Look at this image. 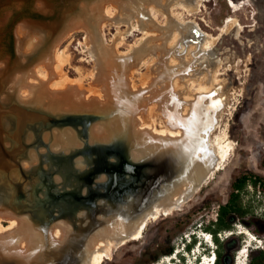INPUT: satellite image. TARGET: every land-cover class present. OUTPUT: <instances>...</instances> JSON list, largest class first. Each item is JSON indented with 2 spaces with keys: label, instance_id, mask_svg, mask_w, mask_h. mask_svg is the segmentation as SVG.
I'll return each mask as SVG.
<instances>
[{
  "label": "bare ground",
  "instance_id": "1",
  "mask_svg": "<svg viewBox=\"0 0 264 264\" xmlns=\"http://www.w3.org/2000/svg\"><path fill=\"white\" fill-rule=\"evenodd\" d=\"M120 1L83 2L77 11V16L68 23L67 30L56 41L52 59L39 62L30 72L23 71L26 83L20 86V98L30 100L37 96L42 104L59 112L71 108L79 111L84 108L102 109L103 117L90 130L91 143L109 144L116 138L129 136L130 140L133 139L130 146L131 157L136 161L146 159L149 150L154 149L158 152L165 147L166 152L172 154L168 156L167 164L163 167L164 174L169 171L174 172V177L153 192L151 198L141 196L133 201L128 199V196L126 202L116 208H106L111 212L102 213L97 220L98 226L89 233L87 231L90 230V224L87 228L82 227L77 230L71 224L60 221L53 227L51 225V229L49 228V232L45 234L33 227L28 219L0 208V264L7 262L10 264H100L104 257L110 255L114 247L142 238L150 221L171 214L178 202L193 195L217 171L223 169L231 155L230 147L226 146L219 136L213 137L214 130L221 127L224 108L229 104V96L216 79H213L211 85L206 84L207 79L212 78V74L221 75L220 68L224 66L222 59L212 56L209 49L211 47L215 49L222 37L234 29L239 27L237 32L242 31L241 25H238L236 19L229 18L217 36L213 37L204 32V42L201 41L196 45L197 47L183 44L181 50H176L180 44V35H183L180 32L181 26L174 24V30L170 32L166 41L161 39L166 33L159 32L152 17L164 13L166 17L171 18L170 11L174 14L173 10L177 7L189 10L190 6L195 12L199 11L201 0L173 1L167 12L158 5L164 0ZM229 4L234 11H237L245 7L248 2L236 3L229 0ZM110 7L114 9V13L110 12ZM176 17L178 18V15ZM190 23L192 21L184 24ZM109 25L117 28V33L111 41L106 38V27ZM123 27L127 29L121 31ZM188 27L191 29L190 26ZM199 28L195 27L197 32ZM17 30L25 51H31L39 46V34L32 33L28 36L29 31L23 24H20ZM80 31L85 34V41L80 45L98 65L96 68L99 72L95 74V80L100 81L103 94L101 97L81 92L80 88H74L78 85L69 81L60 83L59 89L53 87L50 89V85L48 86L53 68L56 70L57 46ZM134 32L143 33L140 42L133 45L139 48L121 54L124 55L123 57L116 56L119 54L116 46H120V41L132 36ZM196 35L200 37V34ZM100 39L106 46L103 45L104 43L101 44ZM150 40L153 41L152 44L148 43ZM193 51L196 52L188 59L180 56L181 52ZM145 62H149L150 66H154L159 71L153 72L154 79L148 86L137 89L132 86L131 78L135 70ZM194 62L198 66L194 71H202L200 77L196 78L201 83V91L196 94L191 108L189 110L186 108L182 112L183 115L179 114L180 121H177L178 114L174 117L176 123L182 127L170 128L168 125L166 126L168 130L155 131L153 111L156 102L160 101L157 96L164 97L168 76L171 74V79L176 82L183 74L189 72L188 70H193L191 65L194 66ZM212 64L216 67L211 69ZM38 65L45 70V80L49 79L48 82L39 79ZM56 72L59 76L58 69ZM18 82L23 83L20 79ZM52 134H47L45 139L51 144L53 151L72 153L71 149L83 145L82 140L71 128L56 129ZM45 151L46 149L42 154ZM32 155L33 162L39 161L35 151ZM76 162V167L80 169L85 167L82 158L76 159ZM24 164L28 166L30 163L24 162ZM5 221L11 222L7 228L3 227ZM243 233L247 235V245L237 252L235 264H247L252 243L256 242L254 249L264 248V240H259L250 231H237V235ZM208 235L210 237L207 239L203 233L198 234V237L199 240L211 245L213 236ZM230 235L232 233H228L226 237ZM201 252V245H198L196 254ZM174 258L175 256L168 260L173 263ZM213 260L203 257L199 261L212 264Z\"/></svg>",
  "mask_w": 264,
  "mask_h": 264
},
{
  "label": "rangeland",
  "instance_id": "2",
  "mask_svg": "<svg viewBox=\"0 0 264 264\" xmlns=\"http://www.w3.org/2000/svg\"><path fill=\"white\" fill-rule=\"evenodd\" d=\"M44 1L4 0L0 3V66L11 58L12 69L19 71L20 68L15 64L16 57L20 53L18 47L21 45L20 42L18 43V40H21L17 30L18 25L22 24L23 19L29 16L35 7L42 9ZM48 1L53 4L60 3L62 0ZM173 1L176 0H164L158 5L167 12ZM233 1L236 3L247 1L248 4L240 10L234 11L229 0H201L199 11L195 12L190 6L189 10L177 7L173 11L178 15V18L171 13L172 11L169 13L171 18L166 17L164 13L156 14L155 18L152 17L159 32L166 33L161 39L169 38L168 35L174 30V24L181 26L180 32L183 35H180V44L176 50H181L183 44L197 47L196 45L201 41L204 42V32L213 37L217 36L229 18L236 19L238 25H241L242 31L237 32L239 27L234 29L222 37L215 49L213 47L209 49L212 56L219 57L224 62V66L220 68L222 74H212V78L207 79L206 85H211L213 79H216L229 96V104L224 108L221 127L214 130L213 133V137L219 136L220 140L230 147L229 159L225 162L223 169L217 171L197 192L178 202L176 209L171 214L150 221L142 238L114 247L110 255L104 257L100 264H205V262L199 261L200 256L208 259L213 258L214 251L220 250L223 243L229 238L237 239V252L247 245V235L244 233L237 235V231H250L259 240H264V0ZM26 10L28 11L26 12ZM110 12L114 13L115 11L110 7ZM188 21H192V23L185 25L184 23ZM195 27H200V32H197ZM126 29L127 27H123L120 30L125 31ZM116 33V27L111 25L106 27L108 41H111ZM197 33L200 34V37L196 35ZM118 35L121 36V34ZM142 36L143 33L134 32L132 36L122 39L120 46H116L119 52L116 56L123 57L124 55L121 54L139 48V46L134 47L133 45L138 44ZM84 41L85 34L80 31L61 42L56 48V70L53 68L50 81L49 79L45 80L46 72L43 68H39L40 65L37 68L39 79L45 80L44 82L49 81L50 89L51 87L59 89L60 83L69 81L78 85H74L75 87L72 85L75 89L78 87L81 92L90 96L101 97L103 94L100 81L95 80V76L99 72L96 68L98 65L80 45ZM151 41L148 43L152 44L153 41L152 43ZM103 45L106 46L105 43ZM195 52H181L180 56L188 59ZM168 58L169 56L166 57V62ZM191 67L193 70H188L189 72L183 74L176 82L171 79V74L168 76L164 97H161L160 93L158 94L157 97L160 101L156 102L157 105L153 111L155 131L168 130L166 127L168 125L170 128L182 127L176 123L174 117L178 114L177 121H180L179 114L183 115L182 112L186 108L187 110L191 108L196 94L201 91V83L196 78L200 77L202 71H194V68L198 67L195 62ZM214 67H216L215 64L210 66L211 69ZM57 69L60 73L59 76L56 72ZM158 71L159 69L150 66L149 62L143 63L132 75V86L137 89L148 86L154 79L153 72ZM19 73L17 72V75ZM80 127L82 124L76 121V126L72 123L65 124L64 129ZM31 150L34 151V149ZM47 154L48 152L45 151L42 159L40 158L35 163L36 167L33 168L32 182H35L36 187L44 188L45 178L43 176L56 171L54 176L59 177L57 182L61 186L67 185L68 188H71V186L78 187L83 184V188H87L88 185L85 184L84 179L88 175L86 169L91 168V165L87 166V161L90 159L88 157H91V154L78 156L83 159L85 165L81 169L82 173H77L74 168L72 169V165L59 163L57 160L55 162L48 160ZM40 165L45 169L42 177H40L41 172L38 169ZM59 170L63 171V176L58 173ZM132 177H129L128 183H133L135 177ZM108 178L110 181L109 176ZM0 185L3 188L1 193L4 192L6 186L2 183ZM234 185L241 187L235 190ZM25 187L31 188V183L27 182ZM10 190L11 188L9 192H11ZM42 198L47 199V196L42 195ZM232 200L238 208H241L240 215L238 213L235 215L236 219L232 223L231 229L219 230L217 225L220 218L219 213L224 206L230 205ZM82 205L79 204L77 215L86 210ZM63 220L60 219L55 223ZM10 223L3 222V227H9ZM194 233L199 235L208 233L211 234V237L213 236L211 245L202 241V252L199 254H196V247L201 239L199 240L198 235H195L197 238H194L192 235ZM228 233H232V235L226 237ZM189 238H193L191 245L184 246V243H188ZM251 245L247 264H251L258 255L254 249L256 242ZM170 246L175 248L172 255L177 253L173 263L168 260L172 255H161L159 261H151L154 256ZM259 250L263 251L264 248ZM183 252L188 256H183ZM179 261L180 263H178Z\"/></svg>",
  "mask_w": 264,
  "mask_h": 264
},
{
  "label": "water",
  "instance_id": "3",
  "mask_svg": "<svg viewBox=\"0 0 264 264\" xmlns=\"http://www.w3.org/2000/svg\"><path fill=\"white\" fill-rule=\"evenodd\" d=\"M3 1L0 0V3ZM94 1L96 0H62L52 4L47 0L44 1L42 9L35 7L30 15L23 19L22 24L28 29V36L32 33L39 34V46L25 51L23 41L18 40L21 45L18 47L20 53L15 64L20 68L19 71L12 69L11 58L0 66V182L7 187L0 193V208L28 219L33 227L45 234L49 232L50 226L60 219L72 224L77 230L87 228L90 224V230L87 231L89 233L98 226L97 220L102 213L111 212L106 208H116L126 202L128 196V199L133 201L141 196L151 198L153 192L174 177V172L164 174L163 167L167 164L168 156L172 154L166 152L165 147L158 152L149 150L146 159L136 161L131 157L130 146L133 139L131 141L129 136L116 138L109 144L91 143L90 130L103 117L102 109L84 108L79 111L71 108L59 112L42 104L37 96L30 100L20 98V86L26 83L23 71L30 72L39 62L52 59L56 41L67 30L68 23L77 16L80 5ZM100 42L103 44L101 39ZM17 72L22 76L17 78ZM19 79L23 83L18 82ZM14 83L16 84L13 86ZM76 121L80 122L82 127L73 130L83 145L71 149L72 153L53 151L45 136L54 133L56 129H64L65 124L72 123L76 126ZM31 149H34L39 160L42 159L43 149H46L48 160L72 165V169L77 173H82V170L76 167L75 158L78 159L82 154H91L87 161V166L91 165V168L86 169V173L91 174L87 188L82 185L71 188L67 185L61 186L57 182L59 177L54 176L56 171L42 175L45 171L42 165L38 169L41 172L40 177L45 178V185L44 188L36 187L35 182H32L36 162L32 160ZM24 162L30 164L25 166ZM58 173L63 176V171L59 170ZM139 174H143L149 181L142 195L138 194L135 182L128 183L129 177L134 178ZM27 182L31 183V188L25 187ZM2 189L0 185V191ZM42 195H46L47 199H43ZM73 195L75 199L91 198V205L85 207L86 210L78 215V199L74 205L68 203L72 202L70 197Z\"/></svg>",
  "mask_w": 264,
  "mask_h": 264
},
{
  "label": "flooded vegetation",
  "instance_id": "4",
  "mask_svg": "<svg viewBox=\"0 0 264 264\" xmlns=\"http://www.w3.org/2000/svg\"><path fill=\"white\" fill-rule=\"evenodd\" d=\"M90 177L91 174L89 173L87 175V178L84 179V182L86 185H88L90 183ZM137 184L136 190H138V194L140 193V195H142L143 190L146 188L147 185H149V181L147 178H144V175H136L134 181ZM44 186V184H43ZM83 186V184H82ZM139 195V196H140ZM75 196H71L70 199L72 200V202L68 201V203L73 204L74 202H76V199H78V197L75 199ZM91 198L87 197L86 198H80L77 200V206H79V204H83L82 206L84 207H89L91 204ZM189 220V219H187ZM186 224V223H185ZM199 245L202 246V242H198ZM237 247H238V241L236 238H229L227 239L220 250H218L217 252L214 251L215 256L217 255L216 258H219L220 260V264H235L236 261V255H237ZM166 250V249H165ZM258 254H262L264 252V250H259V249H255ZM251 264H256L254 260H252ZM264 264V263H263Z\"/></svg>",
  "mask_w": 264,
  "mask_h": 264
},
{
  "label": "trees",
  "instance_id": "5",
  "mask_svg": "<svg viewBox=\"0 0 264 264\" xmlns=\"http://www.w3.org/2000/svg\"><path fill=\"white\" fill-rule=\"evenodd\" d=\"M28 10H26L27 12ZM13 49V46H11ZM239 185H234L235 190L239 189ZM241 210V208H238L236 206V203L234 202V200H232V202L230 203V205L228 206H224V208L221 209L220 213H219V222H218V229L219 230H227V229H231L232 227V223L235 221L236 217L235 215H240L239 211ZM174 246H170L168 247L166 250H163L160 252V254L154 256L151 261L152 262H157L160 259L161 255H172L174 253ZM256 264H263L264 263V252L262 254H258L257 257L254 259ZM216 264H220V260L219 258H217L216 260Z\"/></svg>",
  "mask_w": 264,
  "mask_h": 264
},
{
  "label": "clouds",
  "instance_id": "6",
  "mask_svg": "<svg viewBox=\"0 0 264 264\" xmlns=\"http://www.w3.org/2000/svg\"><path fill=\"white\" fill-rule=\"evenodd\" d=\"M193 235H194V238H197V237H198V236L195 237V235H198V234H196V233H194ZM192 239H193V238H189V239L187 240L188 243H184V246L191 245V243H192ZM202 241L205 242L204 240H200L199 242H202ZM203 242H202V243H203ZM198 245H199V244H198ZM196 248H197V247H196ZM179 253H180V252H179ZM183 253H184V252H183ZM184 254H185V255H184ZM184 254H183V256H188V255H186V253H184ZM173 256H175L174 259H176L177 253L174 254V255H172V256H170V257H173ZM215 257H216V256H215ZM216 259H217V258H216ZM178 263H180V261H179Z\"/></svg>",
  "mask_w": 264,
  "mask_h": 264
},
{
  "label": "built area",
  "instance_id": "7",
  "mask_svg": "<svg viewBox=\"0 0 264 264\" xmlns=\"http://www.w3.org/2000/svg\"><path fill=\"white\" fill-rule=\"evenodd\" d=\"M214 257H215V255H214Z\"/></svg>",
  "mask_w": 264,
  "mask_h": 264
}]
</instances>
